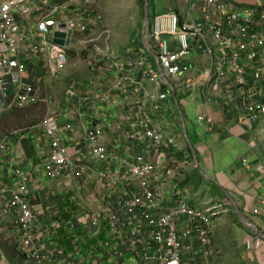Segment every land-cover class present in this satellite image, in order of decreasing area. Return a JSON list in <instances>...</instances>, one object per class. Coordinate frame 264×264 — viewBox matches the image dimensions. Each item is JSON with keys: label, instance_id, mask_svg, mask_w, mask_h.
I'll use <instances>...</instances> for the list:
<instances>
[{"label": "built area", "instance_id": "built-area-1", "mask_svg": "<svg viewBox=\"0 0 264 264\" xmlns=\"http://www.w3.org/2000/svg\"><path fill=\"white\" fill-rule=\"evenodd\" d=\"M92 4L93 0H0V116L37 103L41 82L67 69L69 47L82 43L103 20L101 13L88 9ZM194 10L201 14L197 20L182 21L174 7L153 14L151 44L123 56L109 45L111 31H103L98 37L104 35L106 44L97 47V53L107 70L119 75L112 81L111 72L99 70L96 81L107 83L102 92L83 95L74 87L68 91L70 113L73 109L79 118L86 108L102 116L95 106L116 102L115 94L122 101L142 95L134 112L121 121L126 139L139 154L122 156L108 149L104 123L96 120L78 134L88 151L83 157L97 165L92 174L89 164L72 157L67 144L71 123L55 108L38 125L49 142L44 161L24 171L21 160H14L12 188L0 182V212L13 227L27 264H61L65 259L71 264H223L212 234L215 218L228 209H201L189 203L180 187L185 189L184 171L190 166L172 159L169 151L177 147L176 140L157 129L152 113L159 116L169 110L173 121L209 130L215 127L214 115H190L186 108L199 96L207 109L212 99L220 100L222 108L235 106L245 129L264 120V0L247 6L235 0H188V13ZM57 32L63 44L53 41ZM8 150V141L1 140L0 164ZM40 170L51 182L64 176L86 179L102 192L69 222L72 228H83L91 241L81 248L73 240L69 256L57 241L49 244L64 226L59 208L44 209L45 220L40 221L30 206ZM244 246L264 264L260 236H246Z\"/></svg>", "mask_w": 264, "mask_h": 264}, {"label": "crops", "instance_id": "crops-1", "mask_svg": "<svg viewBox=\"0 0 264 264\" xmlns=\"http://www.w3.org/2000/svg\"><path fill=\"white\" fill-rule=\"evenodd\" d=\"M151 1H153L154 11H150V15L163 14L169 7H174L178 11L182 21L187 19L197 20L201 16L198 10L188 13V0H163L162 3H159V0ZM235 1L238 4L247 6L255 3L256 0ZM140 36L142 37V33ZM142 40L146 45V35L145 39L142 38ZM131 47V44H129L127 50H134ZM150 61H152V58H150ZM108 62L111 63V61ZM153 63L157 66L155 62ZM197 70L195 68L193 74ZM136 73L139 74L138 71ZM118 75L119 72H111V80L114 81ZM96 88H99L101 92L105 91L107 83L106 85L101 83L100 87L91 86L89 90H96ZM78 90L83 95L87 93L83 92L80 88ZM133 96L126 101H122L115 94L114 98L116 102L96 105L95 108L102 112V116H93V111H90L88 108L84 109L85 114L80 118L75 115L73 109L71 113L68 109L62 110L65 119H69L68 122L71 123L73 130V134L67 142L71 155L73 158L89 164L92 168V174H96L97 165L88 157H83L88 151L86 145L80 142L78 134H82L86 128H92L96 124V120L104 123V144L108 149L117 150L122 156L127 155V153H140V149L135 148V152L133 145L126 139L127 128L125 123H121L128 115L134 112L137 101L142 98V95ZM195 100L197 101L186 105L189 114L209 112L215 118L214 128L205 130L199 125L187 122V135H185L184 125L180 121H173L169 110L159 116H155L152 113L154 120L157 122V129L163 132L164 136H173L176 140L177 147L171 148L172 152L171 150L169 151L172 153V159L186 161L190 166L184 171L186 175L184 186L186 189L182 187L180 189L191 205L203 209L222 205L225 208L229 207L228 209L230 210V206L234 208L231 201V199H234L240 209L253 221L257 228L251 227L250 230L246 229L245 236H248V234L264 236V120L254 124L252 128L245 129L238 123V110L235 106L226 105V108H222V105L219 103L221 102L220 100L212 99L207 109L199 96H195ZM60 122H63L62 119H60ZM119 123H121V126H119ZM118 126L120 127L119 129L117 128ZM191 135L196 139V143H193ZM18 145L23 146L22 150L25 154V158L20 161L24 171L32 169L35 164L42 163L48 154V138L38 128L23 136V144L21 143V139L17 137L9 139L8 153L1 156L0 182H4L5 180L10 182L12 179L13 171L16 168L12 164L16 157L15 153H17ZM41 146L46 148V152L42 153ZM191 147L195 150L198 162L194 159ZM244 160H246V164ZM35 176L39 182V186L32 189L29 198L30 206L38 220H45L41 217V214L49 206L54 208L61 207L62 211L58 215L64 220V224L66 223L67 225L69 222H72L87 204H90V199L84 197L86 193L85 189L87 188H81L80 179L73 180L68 176H64L58 182H51L43 170L36 172ZM82 184H85V182ZM59 187L61 188L60 194L57 192ZM55 196L56 199H54ZM59 196L69 199L74 209L69 220L61 217L64 210L68 211V206L63 205L62 207L60 205V202L57 200ZM214 237L213 234V239ZM53 239H50V245L56 244V241L54 243ZM72 251L73 246L71 251H66L67 256ZM261 254L264 256V238ZM61 264L71 263L65 259Z\"/></svg>", "mask_w": 264, "mask_h": 264}, {"label": "rangeland", "instance_id": "rangeland-1", "mask_svg": "<svg viewBox=\"0 0 264 264\" xmlns=\"http://www.w3.org/2000/svg\"><path fill=\"white\" fill-rule=\"evenodd\" d=\"M163 0H159V3ZM157 5V4H155ZM92 11H97L103 15V20L87 35L83 37L82 43L73 42L67 50L70 64L67 69L58 74L56 78L48 77L41 82L37 89L39 101L30 104L23 109H12L0 116V141L13 137L21 139L23 144V136L38 128L41 120L50 110L59 108L60 110H70V100L68 91L74 88H80L83 92H91V86L100 87L102 82L96 81L101 71L108 72L107 66L102 61V56L97 53L96 48L104 47L105 37L99 39L98 35L105 30L111 31L109 45L111 49L120 54L125 55L127 47L131 44V48H140L144 45L142 37V24L144 18V7L139 4L138 0H93L92 5L87 6ZM153 4L150 11L153 12ZM152 15H150L151 18ZM149 24L146 28V43L151 44L149 36ZM133 51V50H132ZM130 54V53H129ZM152 61L156 59L151 56ZM101 70V71H99ZM89 90V91H88ZM99 91V88H96ZM192 112L195 113L193 109ZM193 143L196 139L191 135ZM19 147V148H18ZM17 153H15V161L25 158L22 147L18 145ZM42 153L46 152V148L41 146ZM246 164V162H244ZM11 182V183H10ZM4 181L7 188H12L14 178ZM85 182V184H82ZM10 183V184H9ZM95 184L89 183L86 179L81 180V188H87L84 197H88L89 201L95 197H101L102 192L95 189ZM61 188L57 189L60 194ZM61 197V196H59ZM56 199V196L55 198ZM103 198H99V202ZM218 217V219H216ZM215 218L214 239L213 244L220 252L223 258V264H258L250 253L244 248L245 230L251 227L239 223L235 216V209L230 206V210L226 213H220ZM250 220V218H248ZM251 221V220H250ZM253 222V221H251ZM13 227L8 223L0 212V264H26L24 257L19 253L17 247V239L13 232ZM4 247L9 251H5Z\"/></svg>", "mask_w": 264, "mask_h": 264}, {"label": "trees", "instance_id": "trees-1", "mask_svg": "<svg viewBox=\"0 0 264 264\" xmlns=\"http://www.w3.org/2000/svg\"><path fill=\"white\" fill-rule=\"evenodd\" d=\"M138 1H139V4L142 6L143 0H138ZM149 3H150V6H152L153 1L149 0ZM57 200L60 202V205L62 207H63V205L68 206V211L64 210L63 215L61 217H65L69 220L72 212H74V209H73L72 205L70 204L69 199L61 196ZM59 208H60L59 210L61 212L62 208L61 207H59ZM235 216H236L237 220L239 221V223L243 225V223L237 217L236 213H235ZM83 232H84L83 228L77 227L76 224H74V228H72L71 225H69V224L66 225V223H65L63 228L57 233L58 235L53 239V241H54V243H55V241H57V243H59L61 246H63L65 251H67V252L72 250L73 240H76L77 242H79L78 245L81 248H84V245H87L91 241L88 240L83 235ZM4 249H5V251H8L6 247H4ZM8 253H9V251H8Z\"/></svg>", "mask_w": 264, "mask_h": 264}, {"label": "water", "instance_id": "water-1", "mask_svg": "<svg viewBox=\"0 0 264 264\" xmlns=\"http://www.w3.org/2000/svg\"><path fill=\"white\" fill-rule=\"evenodd\" d=\"M143 7H144V18H143V24H142L141 33H142V38L145 39L146 28H147V24L149 23V18H150V3H149V0H143ZM62 36L63 35L58 33V32L55 33L53 41L56 42V43H59V44H63V41L61 39H59V37H62ZM67 43H68V41H66V44ZM183 125H184V133H185V135H187L185 122H183ZM191 150L193 152L195 161L198 162L197 161V157H196V153H195V150L193 149V147H191ZM231 201H232V204L234 206L235 213H236L237 217L239 218V220L244 225L257 229L256 225L253 222H251L250 220H248L247 216L240 209V207L238 206L237 202L234 199H231ZM262 237L264 238V236H262Z\"/></svg>", "mask_w": 264, "mask_h": 264}, {"label": "clouds", "instance_id": "clouds-1", "mask_svg": "<svg viewBox=\"0 0 264 264\" xmlns=\"http://www.w3.org/2000/svg\"><path fill=\"white\" fill-rule=\"evenodd\" d=\"M149 20H150V18H149ZM143 46H145V44L143 45ZM139 47V46H138ZM128 51V50H127ZM69 64H70V62H69ZM69 66V65H68ZM183 122H185V121H183ZM183 122H182V124H183ZM185 124H186V128H187V123L185 122ZM7 140V139H6ZM21 143H22V141H21ZM171 152H172V149H171ZM192 164V163H191ZM195 166V165H194ZM196 167V166H195ZM186 176V175H185ZM185 182H186V178H185V181L183 182V184L185 185ZM185 189H186V187H185ZM190 203V202H189ZM192 206H194V205H192ZM194 207H196V206H194ZM199 208V207H198ZM229 207H227V209H228ZM201 209H203V208H201ZM228 211H229V209H228ZM227 211V212H228ZM244 213V212H243ZM248 218V217H247ZM212 236H213V234H212ZM248 236H260L261 238H262V236L261 235H258V234H248ZM246 237V236H245ZM245 237H244V239H245ZM262 240H263V238H262ZM243 245H244V243H243ZM63 247V246H62ZM244 248H245V246H244ZM25 259V258H24ZM26 261V260H25Z\"/></svg>", "mask_w": 264, "mask_h": 264}]
</instances>
